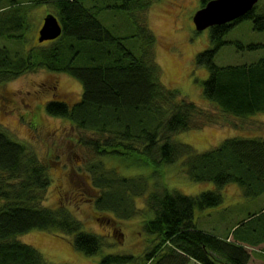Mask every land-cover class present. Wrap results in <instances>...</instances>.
Instances as JSON below:
<instances>
[{"label": "trees", "instance_id": "16d2710c", "mask_svg": "<svg viewBox=\"0 0 264 264\" xmlns=\"http://www.w3.org/2000/svg\"><path fill=\"white\" fill-rule=\"evenodd\" d=\"M85 1L0 0V38L23 40L30 28L29 12L39 5L50 6L62 27L50 46H40L37 41L35 54L30 49L21 55L0 46V83L36 67L79 81L82 90L76 102L52 100L45 110L90 134L79 142L95 158H87L82 175L86 186L98 193L93 198L96 211L128 218L134 211L135 196L148 191L146 201L152 213L143 228L152 236L150 248L140 257L110 253L95 264H186L189 259L201 264H249L246 246L264 243V208L238 222L229 240L197 229L194 216L196 208L221 204L220 189L231 183L249 197L264 193V139L229 137L203 152L173 141L176 133L215 123L213 114L162 83L153 49L156 40L150 30L142 29L146 41L136 55L123 44L125 38L97 19L104 9H124L129 14L133 9L143 11L146 1L115 0L103 7L86 6ZM208 1L201 0L200 7ZM243 19L251 20L253 29L264 31V0L241 18L210 27L211 47L195 56L196 64L208 72L202 82L203 96L223 114L237 118L264 113V57L236 65L214 63L218 50L231 43L224 40L225 34ZM73 40L90 47L83 48ZM87 49L96 54L85 57ZM131 155L136 156L135 167L157 168L182 158L190 180L213 182L216 189L186 196L164 187L158 193V183H151L150 190L140 175L126 177L117 173V166H107L115 156L123 161ZM49 183L47 166L0 126V264H48L39 251L16 239L33 230L71 236L72 246L86 255L100 251L101 237L86 232L71 211L41 204Z\"/></svg>", "mask_w": 264, "mask_h": 264}, {"label": "rangeland", "instance_id": "374dc122", "mask_svg": "<svg viewBox=\"0 0 264 264\" xmlns=\"http://www.w3.org/2000/svg\"><path fill=\"white\" fill-rule=\"evenodd\" d=\"M143 1L147 4L143 11L133 9L129 14L124 9H104L97 14V19L110 32L125 38L123 44L136 55L144 48L146 41V32L142 29L150 30L156 40L153 49L155 61L161 70L162 83L178 90L185 99L213 114L215 123L202 129L176 133L172 140L189 144L195 151L203 152L218 146L229 137L264 139V113L243 118L223 114L202 94V82L208 72L205 67L196 64L195 56L211 47V41L210 28L197 31L192 22V16L200 8L201 0ZM93 3L103 7L114 4L115 0L84 2L86 6ZM122 3L119 1L118 4ZM51 11L47 5L31 9L30 28L24 32L23 40L0 38V46H6L11 52L21 55L30 49L35 54L38 50L35 46L39 44L38 29L43 17ZM224 40L231 43L223 45L215 54L214 63L218 66L250 63L264 57V31L253 29L249 19L235 24L225 34ZM73 41L77 45L82 44L83 48L90 47L77 40ZM50 42H42L40 46L48 47ZM237 42L240 45L235 44ZM249 45L257 47L248 48ZM90 53L96 54V51L87 49L83 55L86 57ZM78 58L77 62L82 59L81 56ZM54 85L57 86L55 90ZM81 88L80 82L67 74L48 71L43 67L25 71L0 83L1 128L47 166L50 183L42 195L41 204L53 209L67 208L81 222L86 232L100 236L103 240L98 253L86 255L72 246L71 236L59 231L33 230L16 237L39 251L48 264H95L110 253L140 257L152 244L149 242L152 236L143 228L144 220L152 213L146 201L148 191L135 196L131 206L134 211L128 218L96 211L93 198L98 193H93L86 186L82 175L87 168V158L94 157L79 142L81 137L90 134L45 110L46 103L51 100H62L68 104L76 102ZM182 162L181 158L157 168L135 167L136 156L131 155L123 161L122 157L115 156L107 166H117V173L126 177L140 175L150 190L154 187L151 183H158V193L164 187L169 192L176 191L186 196L216 189L213 182L190 180L183 171ZM240 189L236 184H228L220 189L223 197L221 204L196 208V228L217 236L226 235L236 223L246 220L251 214H258L264 208V193L249 197ZM248 249L251 256H255L249 264H264V243ZM186 264L201 263L189 259Z\"/></svg>", "mask_w": 264, "mask_h": 264}, {"label": "water", "instance_id": "95a60500", "mask_svg": "<svg viewBox=\"0 0 264 264\" xmlns=\"http://www.w3.org/2000/svg\"><path fill=\"white\" fill-rule=\"evenodd\" d=\"M260 0H209L204 6L196 10L192 16V22L197 31L229 23L241 18ZM62 27L58 18L48 13L43 17L38 29L37 41L55 40L61 35ZM221 264H229L223 262Z\"/></svg>", "mask_w": 264, "mask_h": 264}, {"label": "crops", "instance_id": "0c3cea01", "mask_svg": "<svg viewBox=\"0 0 264 264\" xmlns=\"http://www.w3.org/2000/svg\"><path fill=\"white\" fill-rule=\"evenodd\" d=\"M236 224H237V223H236ZM236 224L233 225V226L231 227V229L229 230V232H228L226 235H225V234H220V235H218V236H219V237H226V236H228V240L231 239V236H230L229 233H230L231 230H233V229L235 228ZM248 248H249V247L246 246V249L249 251ZM253 258H255V256H251V254H250V261H251V259H253ZM250 261H249V262H250Z\"/></svg>", "mask_w": 264, "mask_h": 264}, {"label": "flooded vegetation", "instance_id": "af4514ba", "mask_svg": "<svg viewBox=\"0 0 264 264\" xmlns=\"http://www.w3.org/2000/svg\"><path fill=\"white\" fill-rule=\"evenodd\" d=\"M56 87H57L56 85L53 86L54 90L56 89ZM54 94H55V93H54ZM54 96H57V94H55ZM51 101H52V100H51Z\"/></svg>", "mask_w": 264, "mask_h": 264}]
</instances>
